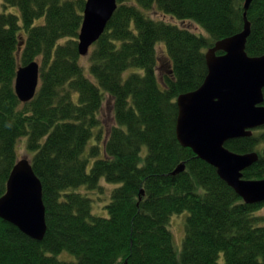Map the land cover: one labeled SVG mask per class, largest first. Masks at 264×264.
Returning a JSON list of instances; mask_svg holds the SVG:
<instances>
[{
  "label": "trees",
  "instance_id": "16d2710c",
  "mask_svg": "<svg viewBox=\"0 0 264 264\" xmlns=\"http://www.w3.org/2000/svg\"><path fill=\"white\" fill-rule=\"evenodd\" d=\"M2 1L21 14L0 11V197L19 158L17 142L27 136L47 232L37 240L0 217V264H264V202L246 203L176 133L178 96L203 84L207 49L243 29L244 0H117L89 52L91 75L79 52L86 0ZM157 14L197 23L208 36ZM247 17L246 51L264 55V0H253ZM161 41L169 68L159 60ZM32 60L40 63V85L23 102L17 71ZM132 67L144 72L124 78ZM106 99L114 108L109 126ZM226 146L257 151L244 177L264 178V126ZM103 178L118 184L107 216L94 213L91 197L110 193ZM185 211L178 249L171 218ZM63 251L76 260L60 259Z\"/></svg>",
  "mask_w": 264,
  "mask_h": 264
},
{
  "label": "water",
  "instance_id": "95a60500",
  "mask_svg": "<svg viewBox=\"0 0 264 264\" xmlns=\"http://www.w3.org/2000/svg\"><path fill=\"white\" fill-rule=\"evenodd\" d=\"M252 1L244 0L243 29L217 40L206 51L208 74L203 84L178 96L176 124L179 142L214 166L219 176L251 204L264 202V178L244 177V171L258 161L259 153L237 152L226 143L251 136L255 129L264 126V55L251 56L246 51L251 34L247 11ZM116 8L117 0H86L79 34L81 55H87L104 33ZM39 84V61L21 64L15 82L19 99L32 100ZM185 167L186 163L182 162L173 173ZM0 217L37 240H43L46 235L43 184L29 158L18 159L10 173L7 190L0 197ZM120 264H129V261Z\"/></svg>",
  "mask_w": 264,
  "mask_h": 264
},
{
  "label": "rangeland",
  "instance_id": "374dc122",
  "mask_svg": "<svg viewBox=\"0 0 264 264\" xmlns=\"http://www.w3.org/2000/svg\"><path fill=\"white\" fill-rule=\"evenodd\" d=\"M4 10H6L7 12L17 13L19 15L21 14L19 7H17V6L6 7L4 5V2L2 0H0V11H4ZM157 16H160V17L162 16L165 19H167V21H170V22H173V23H176L179 25L187 26L197 33H203L206 36H208V32L201 25L194 23L192 21H182V20L176 18L175 16H173L171 14H157ZM43 20L44 19L42 18V19H39L37 22H42ZM89 54H87L85 56H81L80 63L84 66L85 73L88 75H91V70H90L91 59H90ZM158 54L161 56V58L159 59L160 62L165 64L166 65L165 67H168V68L171 67V61H170V59L168 57V53H167V46H166V43L164 41H161L158 43ZM131 72L143 73L144 70H143V68L132 67L126 71L124 78L127 77V75H129ZM104 106H105V108H104V117L103 118L105 119L106 124L109 126V125L114 123V108H113L111 101H109L108 99H106ZM27 142H28L27 136H24L18 140V142H17L18 157L19 158H29L31 160L33 152L30 151V149L28 148ZM93 143H95V138L91 139L90 145ZM102 155H103V153H102ZM93 162H94L93 159L90 160L89 165H92ZM101 184L104 187H108V190H110V193L108 194V191L106 189V191H107L106 194H103L100 191H98V192H94L95 194H93V195L91 194V197L94 200L93 201L94 213H96L97 215L107 216L108 210L106 208V205L111 200L112 190L118 184L109 183L105 178L102 179ZM82 189H84V188H82ZM105 198H108V199L105 200ZM261 211L264 212V207H263V209H261ZM188 214H189V212L185 211L182 213L174 214L171 218V225L170 226H171V229H172L173 234H174L175 245L178 249H181L183 246V240H184L185 232H186V221H187ZM58 257L62 260L68 261V262L76 260V256L69 251L61 252L60 254H58Z\"/></svg>",
  "mask_w": 264,
  "mask_h": 264
}]
</instances>
